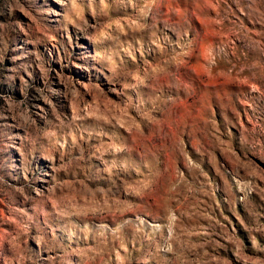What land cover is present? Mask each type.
Here are the masks:
<instances>
[{
    "label": "rangeland",
    "instance_id": "obj_1",
    "mask_svg": "<svg viewBox=\"0 0 264 264\" xmlns=\"http://www.w3.org/2000/svg\"><path fill=\"white\" fill-rule=\"evenodd\" d=\"M0 264H264V0H0Z\"/></svg>",
    "mask_w": 264,
    "mask_h": 264
}]
</instances>
